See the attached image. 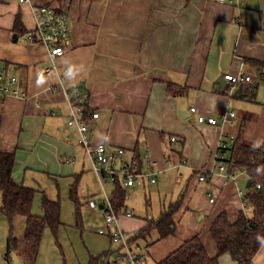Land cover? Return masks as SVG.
Wrapping results in <instances>:
<instances>
[{"label":"crops","instance_id":"1","mask_svg":"<svg viewBox=\"0 0 264 264\" xmlns=\"http://www.w3.org/2000/svg\"><path fill=\"white\" fill-rule=\"evenodd\" d=\"M230 1L31 0L32 4L48 3L68 18L70 40L49 75L41 71L46 64L44 46L27 42L34 26L32 5L0 2V70L22 75L21 86L28 94L24 100L8 96L0 101V151L13 153V182L35 193L25 183L28 172L80 179L88 167L97 188L88 200L100 203L106 194L113 202L114 191L119 189L123 197L117 211L112 203L115 212H132L125 205L126 189L139 187L146 196V190L154 187V217L148 213L139 220L133 213L131 218L119 216V227L133 228L136 234L180 200L171 217L172 234L159 238L154 227L149 230L154 264L194 236L209 256L217 255L209 224L220 212L235 219L241 200L246 199L248 177L246 172L237 174L244 168H235L233 180L227 177L233 172L230 168L220 172L213 160L216 148L225 143L227 158L236 140L264 150V0ZM64 69L68 73L59 84ZM224 74H244L250 81L229 84ZM74 86L85 96L86 117L98 113L90 122V144L123 148L124 157L138 158L141 171L156 173L155 183L138 179L122 187L97 177L78 133L66 124L65 95ZM183 103L186 107L180 115ZM191 107L194 113H189ZM226 111L235 113L230 124L196 123L199 115L217 117ZM200 172L203 181L197 178ZM242 176L244 192L238 196L237 181ZM146 200L152 209L150 197ZM98 203L91 211L103 221ZM246 212L249 216L248 207ZM42 215L43 211L35 216ZM24 227L25 220L16 237L9 229L0 245V264H13L10 254L5 255L10 235L16 240L18 261L35 262L39 244L34 248L25 244ZM100 236L109 244L106 235ZM104 252L90 255L86 264H96ZM218 264L237 263L222 253ZM251 264H264V239Z\"/></svg>","mask_w":264,"mask_h":264},{"label":"built area","instance_id":"2","mask_svg":"<svg viewBox=\"0 0 264 264\" xmlns=\"http://www.w3.org/2000/svg\"><path fill=\"white\" fill-rule=\"evenodd\" d=\"M9 0H0L7 2ZM19 4H31L34 20L33 29L27 34V42L32 44H41L45 48L46 64L41 68L43 75H49L54 70V62L60 57L67 48L70 40V29L68 18L64 11L53 8L48 3L32 4L31 0H16ZM222 1V0H220ZM229 2H232L229 0ZM238 3V1H236ZM68 71L63 70L59 77V84L64 81ZM223 79L229 84L248 83L249 76L244 74L232 75L224 74ZM23 76L19 74H10L6 70H0V101L3 98L12 96L19 99H26L28 94L22 88L21 83ZM66 102L68 105V116L66 124L68 127L76 130L79 136L85 155L90 159L92 170L100 179H105L111 183H119L122 187H130L136 183L138 179H145L149 183L156 182V173L153 170L147 172L141 171L138 158L135 156L124 157L125 150L123 148L108 149L104 144L91 145L88 138L90 122L98 117L97 112H91L86 117L87 105L84 94L77 86H74L69 93H66ZM195 108H189V113H194ZM235 113L226 111L220 113L217 117L199 115L196 117V123H205L210 126H217L232 123ZM175 141V138H170ZM228 150L225 143H219L213 160L217 169L222 172L225 168H230L231 172L227 177L234 179L235 166L233 161H228L226 151ZM246 172L245 169L238 171L237 174ZM198 180H204V173L200 172ZM258 188V186H256ZM238 196H242L243 192L236 191ZM209 202H213L212 196H208ZM102 204L103 228L99 229V235H106L109 238V246L102 253L96 264H144V249L133 240V235L127 234L119 227L118 217H132L129 209H122L115 212L112 207L111 198L104 194L99 200ZM98 201L90 199L87 206L90 209H97ZM248 207L246 199L240 202V210L246 212Z\"/></svg>","mask_w":264,"mask_h":264},{"label":"trees","instance_id":"3","mask_svg":"<svg viewBox=\"0 0 264 264\" xmlns=\"http://www.w3.org/2000/svg\"><path fill=\"white\" fill-rule=\"evenodd\" d=\"M18 27L17 21L15 27ZM228 161H233L236 169L244 168L250 186L245 190L249 216L239 210L234 220H229L225 212L217 214L209 224L208 231L217 249V255L209 256L197 236L183 242L177 249L156 264H218V256L228 253L237 264H251V260L264 239V150L254 148L244 140H236L230 150ZM13 153L0 151V213L9 221L14 216L25 218L23 239L29 247H36L41 240L43 229L47 226L55 231L59 225V204L56 201L43 199L42 216L31 213L34 191L17 185L11 177ZM258 186V188H256ZM123 193L116 189L113 195V206L117 211L121 206ZM178 200L173 207L164 211L155 222L134 234L133 240L143 239L145 247L151 242L149 230L154 227L159 238L173 233L172 215L179 207ZM16 240L11 237L6 241V257L16 250ZM98 259V258H97ZM97 262V261H96Z\"/></svg>","mask_w":264,"mask_h":264},{"label":"rangeland","instance_id":"4","mask_svg":"<svg viewBox=\"0 0 264 264\" xmlns=\"http://www.w3.org/2000/svg\"><path fill=\"white\" fill-rule=\"evenodd\" d=\"M88 169L87 167V170H84L80 179L64 174L27 173L25 183L35 190L31 213L33 215L42 214L40 205L44 197L58 201L60 210V225L56 231H51L48 227L44 228L33 264H86L90 255L97 256L107 250L109 245L107 238L96 234L98 229L103 227V221L97 212L91 211L85 205L89 198L97 194L94 175ZM243 179L245 178L242 176L237 181L242 192H244V184H241ZM153 188L150 186L149 191L146 190V196L139 187L125 190V205L132 210L133 216L136 217L135 220L141 219L147 213L154 217L156 208L152 195ZM148 197H150L152 209L145 204ZM75 199L78 201L77 204ZM24 220L23 216H18L10 222L0 216L1 246L9 229L14 237L20 236ZM134 231L133 228L125 230L129 235H133ZM136 243L144 249V264H154L153 256L149 254L150 246L145 247L143 239H138ZM28 261L24 259V264L29 263Z\"/></svg>","mask_w":264,"mask_h":264},{"label":"water","instance_id":"5","mask_svg":"<svg viewBox=\"0 0 264 264\" xmlns=\"http://www.w3.org/2000/svg\"><path fill=\"white\" fill-rule=\"evenodd\" d=\"M12 37H13L12 42H15V41H16V35H13ZM185 107H186V105L183 103V104L181 105V107L179 108V113H180V115H181L182 110H185ZM245 186H246V188L250 186V179H247V180H246V185H245ZM98 208H99V209H102V205H101L100 203H98ZM10 259L12 260V263H13V264H21V263L18 261V259H17L16 255H15V253H11V254H10Z\"/></svg>","mask_w":264,"mask_h":264}]
</instances>
